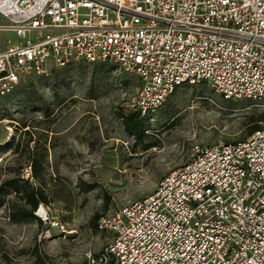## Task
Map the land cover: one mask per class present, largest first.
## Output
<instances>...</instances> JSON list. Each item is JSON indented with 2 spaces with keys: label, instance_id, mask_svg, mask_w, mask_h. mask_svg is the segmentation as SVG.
<instances>
[{
  "label": "built area",
  "instance_id": "built-area-1",
  "mask_svg": "<svg viewBox=\"0 0 264 264\" xmlns=\"http://www.w3.org/2000/svg\"><path fill=\"white\" fill-rule=\"evenodd\" d=\"M0 97L49 64L113 63L139 82L149 119L174 91L206 83L264 101V0H0ZM89 264H264V129L195 146L149 195L100 217Z\"/></svg>",
  "mask_w": 264,
  "mask_h": 264
},
{
  "label": "rangeland",
  "instance_id": "rangeland-1",
  "mask_svg": "<svg viewBox=\"0 0 264 264\" xmlns=\"http://www.w3.org/2000/svg\"><path fill=\"white\" fill-rule=\"evenodd\" d=\"M138 87L113 63L71 62L0 97V189H17L0 190V264H89L110 240L100 217L149 195L195 146L264 129V101L226 100L201 83L177 88L133 134L122 117ZM32 191L46 203L30 215Z\"/></svg>",
  "mask_w": 264,
  "mask_h": 264
},
{
  "label": "trees",
  "instance_id": "trees-1",
  "mask_svg": "<svg viewBox=\"0 0 264 264\" xmlns=\"http://www.w3.org/2000/svg\"><path fill=\"white\" fill-rule=\"evenodd\" d=\"M143 119H145V118H141L137 113H132V114H129L127 116L122 117V122H123L124 128L127 131H129L130 133L136 134L139 131H141L140 129L142 128ZM254 129H256V128H254ZM257 130H260V129H256L254 131H257ZM253 132L251 134H253ZM14 185H15L14 181H11V182L7 181L6 186L8 187V189L3 188L0 190L2 193H6L5 191H7V190H8V192L10 190H13L14 192H16L17 189ZM3 190H5V191H3ZM24 199H25L26 205L29 206L30 215L36 209V206L38 203H46L43 195L37 191L36 192H33V191L29 192L26 195V197H24ZM95 218H96V216L93 217V220H95Z\"/></svg>",
  "mask_w": 264,
  "mask_h": 264
},
{
  "label": "bare ground",
  "instance_id": "bare-ground-1",
  "mask_svg": "<svg viewBox=\"0 0 264 264\" xmlns=\"http://www.w3.org/2000/svg\"><path fill=\"white\" fill-rule=\"evenodd\" d=\"M42 210V209H41Z\"/></svg>",
  "mask_w": 264,
  "mask_h": 264
}]
</instances>
